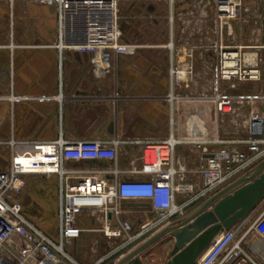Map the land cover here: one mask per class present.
Listing matches in <instances>:
<instances>
[{
  "label": "crops",
  "instance_id": "0c3cea01",
  "mask_svg": "<svg viewBox=\"0 0 264 264\" xmlns=\"http://www.w3.org/2000/svg\"><path fill=\"white\" fill-rule=\"evenodd\" d=\"M142 1L149 7L156 5L150 0ZM164 1L167 3V41L149 39L155 14L143 12L140 20L134 26L130 25L133 28L130 34H125L127 29L121 30V43L127 47L119 53L116 69L99 73L93 70L90 54L59 46L55 6L39 4L35 0H0V169L9 162L6 144L10 139L51 141L62 138L68 144L117 139L119 148L115 161L69 160L66 167L81 171L105 170L109 182L145 178L130 172L140 154L139 141L165 140L173 134L183 140L174 152L175 184L191 187L177 192V204L187 202L198 192L203 186V178L196 171L201 150L187 141L191 121L197 127L200 124L212 137H240L246 133L244 119L252 111L264 112V104L254 101L243 106L239 116H226L223 120L216 116L211 105L204 112L199 110L194 99H183L174 105L167 101L171 90L183 95L209 90L216 53L210 47L215 41L210 9L198 0ZM173 66H178L185 75L177 84L172 83ZM235 89L226 86V91L236 94H262L263 90L236 92ZM236 147L245 149L244 145ZM115 168L118 169L116 174ZM30 176L33 175L27 177L28 181ZM34 176L53 185L57 192L55 175ZM204 200L188 204L182 215L173 218L189 214ZM232 206L235 207L227 205L223 217L216 214L220 223L235 220ZM119 207L121 217L132 224L133 233L156 219L149 200H121ZM215 207L213 204L204 212H214ZM263 210L264 199L256 203L247 216L237 218L230 227L222 230L239 226L237 240L246 253L262 263L264 240L251 225ZM203 214L184 225L189 229L187 244L213 226L211 218H201ZM55 222L54 228L45 230L51 235L57 233V212ZM101 224L98 212L86 210L78 217L81 234L66 249L79 264H115L170 223L154 229L144 240L126 248H122L121 238L107 237L100 230ZM214 239L197 258V264ZM175 242L176 238L167 233L137 258L141 264H167Z\"/></svg>",
  "mask_w": 264,
  "mask_h": 264
},
{
  "label": "built area",
  "instance_id": "2783aa9c",
  "mask_svg": "<svg viewBox=\"0 0 264 264\" xmlns=\"http://www.w3.org/2000/svg\"><path fill=\"white\" fill-rule=\"evenodd\" d=\"M35 1L57 8L61 48L90 54L95 72L116 69L118 55L127 47L121 43L120 0ZM198 1L210 9L215 35V41L210 44L216 53L211 85L209 90L186 95L171 90L167 101L174 105L183 99H194L199 110L204 112L211 105L216 116L223 120L226 116H239L241 108L254 101L264 104V89L262 94L226 91V86L235 88L240 82H264V41L242 43L225 40L231 23L242 17L249 23L244 17L245 12H253L250 8H243L244 0ZM258 1L261 7L255 23L257 25L259 21L256 28L264 31V0ZM171 74L173 84L183 81L185 76L178 66H173ZM245 119L243 127L246 133L233 138L212 137L200 127L199 122L197 127L191 121L187 141L201 150L196 171L203 178V186L183 204H177L176 194L191 187L175 184L174 152L176 145L183 140L173 134L165 140L139 141L140 154L132 163L130 172L145 178L114 182L107 180L105 170L69 169L66 163L69 160L115 161L119 148L117 139L86 140L74 144H68L62 138L51 141L10 139L6 144L9 162L0 169V264H79L66 247L80 236L82 229L78 225V217L86 210L100 214V230L109 238H121L122 248L144 240L154 229L171 224L173 217L182 215L188 204L207 199L264 159V112L252 111ZM218 145L222 146L215 148ZM237 145H244L245 149ZM113 172L116 174L118 169ZM36 174L57 177L55 235L40 228L17 199L28 183L27 177ZM121 200H149L156 219L133 233L132 224L121 217ZM239 228L222 231L200 264H264L245 252L237 240ZM251 229L264 240V210L254 219Z\"/></svg>",
  "mask_w": 264,
  "mask_h": 264
},
{
  "label": "rangeland",
  "instance_id": "374dc122",
  "mask_svg": "<svg viewBox=\"0 0 264 264\" xmlns=\"http://www.w3.org/2000/svg\"><path fill=\"white\" fill-rule=\"evenodd\" d=\"M155 2V7H149L145 1L142 0H120L119 2V26L121 30H126L125 34L132 32L130 26L140 20L143 12H154L155 23L150 27L148 32L149 39H157L161 42L167 41V3L164 0H150ZM260 3L258 0H244L243 8H250L252 14L245 12L244 17L248 18L249 23L241 20L231 23V29L226 32V42H263L264 31L256 28L260 25L258 21L255 23L256 16L260 13ZM154 26V27H153ZM258 34V35H257ZM258 38V41L255 39ZM236 92L252 91L258 92L264 89L263 81L240 82L235 86ZM17 199L23 203L24 209L33 221L42 229L50 231L54 228L57 212V192L54 186L46 184L39 176H30L26 187L17 195ZM264 197L257 202L259 204ZM248 215L246 212L244 216Z\"/></svg>",
  "mask_w": 264,
  "mask_h": 264
},
{
  "label": "water",
  "instance_id": "95a60500",
  "mask_svg": "<svg viewBox=\"0 0 264 264\" xmlns=\"http://www.w3.org/2000/svg\"><path fill=\"white\" fill-rule=\"evenodd\" d=\"M230 193H233L229 195ZM264 197V159L254 166L248 173L240 176L228 186H225L215 194L200 203L189 214L175 218L171 224L160 230L157 234L146 240L140 246L134 248L115 264H141L137 255L148 246L162 238L167 233L176 238V242L170 251V260L167 264H197V258L208 247L214 237L226 227H230L237 218H242L260 198ZM216 204L215 211L204 212L211 205ZM233 204L235 208V220L232 222H219L223 212L227 211V205ZM204 213L202 219H210L213 226L197 238L187 244L189 229L184 225ZM219 214V217H216ZM184 227V228H181Z\"/></svg>",
  "mask_w": 264,
  "mask_h": 264
}]
</instances>
